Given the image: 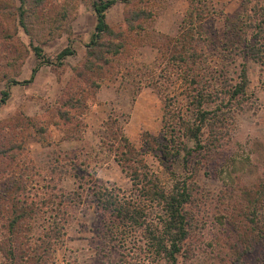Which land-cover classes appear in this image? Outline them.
Here are the masks:
<instances>
[{
  "label": "trees",
  "instance_id": "1",
  "mask_svg": "<svg viewBox=\"0 0 264 264\" xmlns=\"http://www.w3.org/2000/svg\"><path fill=\"white\" fill-rule=\"evenodd\" d=\"M20 1L19 20L25 26L26 0ZM117 1H92L96 25L85 45L84 60L75 67V84L63 88L59 106L50 107L49 120L34 122L26 116L13 129L0 127L2 264H52L87 189L104 213L102 232L109 261L113 254L119 264H180L188 258V241L196 224L192 205L197 176L230 145L238 115L252 109L248 61L264 66V5L259 0H240L239 9L225 16L222 35L216 38L208 29L215 15L212 0H187L174 35L150 28L164 8L161 0H126L136 3L117 30L108 21V11ZM146 43L157 49L153 63L138 56ZM34 51L39 64L31 77L11 83L31 82L41 64L64 65L76 53L68 45L54 61L41 47ZM117 76L136 92L152 88L163 103L159 133H142L144 151L131 141L115 113L103 121L98 148L87 159L78 152L65 159L57 156L44 170L26 151L25 141H16L27 135L51 145V125L61 130L64 140L83 139L92 98L104 80ZM178 82L184 108L179 97L169 92ZM10 96V89L2 90L0 105ZM148 152L164 167L168 179L151 168L145 158ZM111 158L130 179V189L97 176L98 167ZM66 173L74 176V189L60 185ZM239 197L243 206L233 208L229 220L237 231L238 219L243 222L239 236L243 249L237 255L241 259L264 240V167L257 180L240 187ZM38 218L42 222L35 230Z\"/></svg>",
  "mask_w": 264,
  "mask_h": 264
},
{
  "label": "rangeland",
  "instance_id": "2",
  "mask_svg": "<svg viewBox=\"0 0 264 264\" xmlns=\"http://www.w3.org/2000/svg\"><path fill=\"white\" fill-rule=\"evenodd\" d=\"M92 1L26 0L24 26L19 20L21 1L0 0V99L2 90H11L10 98L0 105L2 129H13V125L25 121L26 116L34 122L45 123L49 120L50 107L59 106L63 88L75 84V67L84 60L85 45L96 25ZM212 1L215 15L208 29L217 38L222 35L225 16L239 9L240 0ZM259 1L264 5V0ZM135 3L118 0L108 11V21L118 30L125 25V16ZM161 3L164 8L150 28L174 35L188 2L161 0ZM68 45L76 53L67 57L64 65L41 64L31 82H10L31 77L33 68L39 64L35 46L41 47L45 56L55 61L56 55ZM138 54L146 63H153L157 49L146 43L139 47ZM248 69L252 109L238 115L230 145L211 158L210 164L203 166L197 176L198 188L192 205L196 224L188 241V258L180 264H264V240L241 259L237 257L238 251L243 249L239 236L244 226L238 219L237 231L229 220L233 208L243 206L239 197L240 187L257 180L264 167V66L249 60ZM181 91L179 82L169 90L170 94L179 97L184 108ZM90 103L83 139L64 140L61 130L51 125V145H43L27 135L16 137V141L24 140L26 151L33 154L35 163L48 170L57 156L65 159L67 154L73 156L78 152L81 157L89 158L98 148L99 131L111 113L120 117L126 134L143 151L142 133L157 134L162 127L163 103L157 93L147 86L136 92L120 76L104 80ZM145 158L153 170L164 180L168 179L164 167L152 153H146ZM97 176L124 190L131 187L130 179L113 158L98 167ZM60 185L74 189V176L66 173ZM103 221L104 213L94 201L92 190L87 189L81 209L68 228L66 243L58 248L52 264H119L115 254L112 261L108 260L110 250L104 242ZM41 222L42 218H38L35 230Z\"/></svg>",
  "mask_w": 264,
  "mask_h": 264
}]
</instances>
